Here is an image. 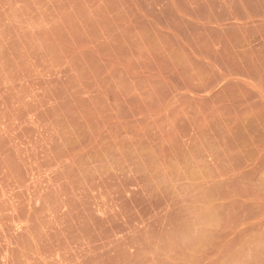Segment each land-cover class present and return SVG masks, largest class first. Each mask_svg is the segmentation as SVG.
I'll use <instances>...</instances> for the list:
<instances>
[{"label": "rangeland", "instance_id": "obj_1", "mask_svg": "<svg viewBox=\"0 0 264 264\" xmlns=\"http://www.w3.org/2000/svg\"><path fill=\"white\" fill-rule=\"evenodd\" d=\"M0 264H264V0H0Z\"/></svg>", "mask_w": 264, "mask_h": 264}]
</instances>
